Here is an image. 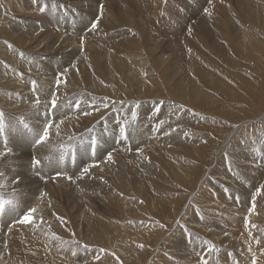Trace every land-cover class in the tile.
Here are the masks:
<instances>
[{
  "label": "bare ground",
  "instance_id": "bare-ground-1",
  "mask_svg": "<svg viewBox=\"0 0 264 264\" xmlns=\"http://www.w3.org/2000/svg\"><path fill=\"white\" fill-rule=\"evenodd\" d=\"M208 1L218 20L213 26L198 10L196 0H46L49 8L57 4L52 19L61 28L55 33L32 17V11L37 17L41 13L33 0H0V109L6 119L24 114L33 127H39L46 112L52 111L49 102L56 92L55 123L64 121L59 135L54 123L49 142L39 147L29 135L9 133L12 152L0 158L4 173L0 182L17 176L22 182L8 184L3 194L11 196L14 187L21 204L36 207L37 212L32 223L22 226L19 214L0 217V229L7 227L0 230V264H100L102 258L112 264H200L202 259L208 264H251L253 254L257 264H264V171L246 161L252 152L247 147L240 151L244 157L216 149L218 158L207 160L205 147L198 148V142L213 141L205 136L210 131L213 135L215 122L206 110L215 107L206 112L190 109L193 101L216 98L205 92L208 84L224 91L231 102L248 101L246 94L239 96L235 88L226 86L227 66L234 59L242 62L238 55L243 54L240 45L229 50L235 41L230 37L237 33L233 25L247 30L262 22L264 3L243 2L244 13L226 1ZM183 2L192 4L191 11ZM61 4L77 14L65 16ZM89 6L96 10L93 18L87 15ZM83 13L88 20L81 18ZM159 14L163 20L150 28V16L155 21ZM65 17L72 22L66 23ZM93 21H99L94 31ZM183 29L187 30L184 35ZM222 34L228 39L220 44ZM180 39L185 47L181 57ZM75 41L84 44L79 55L71 48ZM215 49L219 60L212 53ZM142 51L147 57L138 58ZM130 61L138 74L120 68H129ZM57 78L62 81L58 86ZM33 79L40 97L35 106L36 94L30 90ZM130 85L136 90L128 89ZM78 100L79 108L75 107ZM223 103L228 112L218 116L230 119L233 107ZM132 111L137 113L134 122ZM118 121L129 125L128 140L119 135ZM238 125L244 128L245 122L241 119ZM92 135L99 140L94 156L89 155ZM108 142L113 146L106 147ZM61 144L74 146L86 166L71 170L47 160L39 170L31 166L32 155L42 160L50 153L60 156ZM3 147L0 139V151ZM157 155L173 165L159 164ZM84 167L89 168L88 174H82ZM53 168L68 171L72 179L44 180L46 176L35 173L44 175ZM171 169L180 170L181 175L169 174ZM201 173L205 177L201 191H192L179 209L182 191L173 197L171 188L186 178L197 181ZM238 182H244L242 192L236 189L241 187ZM157 195L168 206L160 212ZM222 223L228 227L218 225ZM200 242H208L213 250ZM228 246L232 249L225 252ZM43 253L53 258L44 260Z\"/></svg>",
  "mask_w": 264,
  "mask_h": 264
},
{
  "label": "rangeland",
  "instance_id": "rangeland-1",
  "mask_svg": "<svg viewBox=\"0 0 264 264\" xmlns=\"http://www.w3.org/2000/svg\"><path fill=\"white\" fill-rule=\"evenodd\" d=\"M214 1H216V0H214ZM218 1H226L227 3L233 5L234 7L238 8V9H240L244 13H246V12L244 11V9L241 6V4L243 2H245V3L250 2V3L257 4V5H259L261 2V0H218ZM18 2L20 3V0H18ZM262 3H264V0ZM1 4L6 6V2H4V3L1 2ZM195 4L198 5L197 6L198 10H200V13L206 18L209 25L213 26V25L217 24V22H218L217 16H215L214 14H212L210 12L212 5L209 4L208 0H196ZM183 5H188L189 6L188 11H191L192 4H190L189 2H187V3L183 2ZM94 8H96L95 5H94ZM94 8L92 6H89L88 8H86V10L88 11L87 15L88 16L92 15L91 18H93L95 16L93 14L94 12H96V10ZM23 13L24 12L22 11V14ZM32 13H33L32 17L39 20V21L41 20L40 23L46 24L47 25L46 27L48 28L49 31L55 32V33L59 32V28H61V27L57 24L56 20L52 19L53 11L51 10V7L48 8V10L46 12H44L43 14L39 13L40 14L39 17H37V13L35 11H32ZM208 13H210L209 14L210 16H207ZM216 14L218 15L217 12H216ZM262 14H263L262 16L264 18V10H263ZM40 17H41V19H40ZM81 18L84 20H88L87 16L86 17L84 16V13L81 15ZM199 19L201 20V18L193 19V20L198 21ZM162 20H163V18H162V15H160V14L158 15V18H156L155 21L150 16L149 27L151 28L152 24H154L155 28L158 27V23L161 22ZM65 21H66V23L72 22V20H70L66 17H65ZM232 27L237 31V33L233 37H230L232 39V41L233 40H235V41L229 45V50L234 51V47L236 45H240L243 49V54L238 55V59L242 62H236L234 59L233 62H230V65L227 66L228 72L225 74V76H226V80L229 84H227L226 86L228 88H230V87L233 89L235 88L237 90L239 96L246 94L248 101L244 100L241 103L231 102L228 98V95L224 91L219 89L217 86L211 85V84L204 86L205 92L210 94V95L215 96L216 98L210 99V100L201 99L199 101H193V103L190 105V109H193L194 111L196 110V112H198L199 110H203V112L209 111V112H207L209 114V117L212 120L214 119V121H215L213 123L214 133H213V135H211V131L208 132L207 134L204 133V134H206L205 136L207 139L212 138L213 141L211 144H210V142H198V148L205 147V149L203 151V155L206 156L205 158L207 160L211 159L212 156H213L212 160H214V159L216 160L218 158L219 155H216V152H215L216 149L220 150L222 153L226 152L228 155L240 158V157L246 156L245 153L240 152L242 149H245L244 147L251 148L252 152L250 153V156H246V161L253 168H255L257 171H264V161H263V158H264V148H263V145H264V20L262 22L254 24L250 29H247V30H245V29L240 30V28L236 25H233ZM67 29H68V33L70 34L71 33V25L68 24ZM153 30H154V27H153ZM197 30H200V28H198ZM186 32H187V30L183 29L182 34L184 35ZM222 35L223 36H221V38L218 40V42L220 44L224 40L228 39L224 36V34H222ZM170 37H171V35H170ZM182 39H185V38H182ZM257 39H259L261 42ZM83 45L84 44L82 41H75L71 47L73 50V53L75 55H79L81 50L84 49ZM253 46H255V48L253 49V50H255V52L252 50ZM184 48L185 47L183 46L181 39H180L179 46L177 47V50H179L181 52V53L179 52V57H181V54L183 55ZM212 53L215 54L214 55L215 60H219V58H218L219 52H216V49H215V51H213ZM39 55L40 54H38L37 57H39ZM233 55H234V53L232 54V56H230V58L233 59L234 58ZM139 57L145 58V57H147V54H145L142 51L138 55V58ZM132 58H133V54H132ZM228 59L229 58H227V61H229ZM221 62L224 63L223 60ZM129 63L131 65L129 68H126L125 66H121L120 68L124 72H128L130 70V71H133L135 74H138L136 71V68H135V64H132V61H130ZM53 68L56 69L57 67H53ZM127 88L130 90H136L131 85ZM159 89H162V87L160 86ZM157 90L158 89L156 88V91ZM129 94H132V93H129ZM142 94L143 93L140 92L136 95H138L140 97ZM220 98L223 100H221ZM225 101L228 102L230 108L233 107L232 111H234V112L231 113L233 115L230 117V119L219 117L221 115H226L228 112L227 106L224 105L225 103H223ZM208 107H215V108L214 109L212 108L211 110L205 111L204 109H206ZM241 119L245 122L244 128H241L238 125ZM235 121H237L238 123H235ZM190 130H193V129L190 128ZM97 131H98V127L94 128V132H97ZM111 146H113L112 143H110V142L106 143V147H111ZM205 153H206V155H205ZM157 158H158L159 164H160V162H165L167 165H173L170 163L169 160H166V159L160 157L159 155H157ZM204 168H205V166L203 167V169ZM169 174H174L175 176L179 177L181 175V171L171 169L169 171ZM186 174L187 173L182 174V177H184ZM166 178L171 179L169 175H167ZM197 178H198L197 181L195 180L194 177L186 178L182 182L178 183L176 188L175 187L171 188V191H173V194H172L173 197L175 196L176 193H177V196H179V190L182 191V193L179 196V199L181 200L179 209L184 208L185 204L183 202L186 199H188V197L192 193V191H194L195 189L199 192L201 191V187L205 181L204 174L203 173L199 174L197 176ZM243 183L244 182H238V184L241 185V187L236 188V189L240 192H242L243 188H245L243 186ZM225 184H226V182H225ZM166 185L168 186V183H166ZM55 186L58 187V191L60 193H63L62 187H60L56 184H55ZM196 190H195V192H196ZM263 198H264V196L262 197V199ZM156 200L162 202L161 206H159V205L156 206L158 212H160V208L168 207L167 204L164 203L166 201L165 198H161L160 196L157 195ZM166 212H163L165 216H166ZM165 216H164V218L166 219ZM215 218L218 221V218L217 217H215ZM221 219H227V218H221ZM259 219L261 220V218H259ZM229 221L231 222V219H229ZM191 222L196 223L194 221V219ZM164 224L167 225L168 221H165ZM9 225L11 226V224H9ZM218 225L228 227L224 223L218 224ZM232 225L235 227L237 226L234 224H232ZM21 226H22V224H21ZM5 229H7V227L4 229H0V230L3 231ZM240 231L243 232L241 229H240ZM263 235H264V231H263ZM200 244L203 248L209 249V247L206 245L205 242H200ZM230 249H232V248L229 246L226 247L225 252H228ZM34 254H36V252ZM43 254H41V255H42V258L44 260H47L46 258H53L48 253H43ZM16 255H18V254H16ZM32 262H33V260L31 261V263ZM100 264H112V263H110L106 259L102 258V259H100Z\"/></svg>",
  "mask_w": 264,
  "mask_h": 264
},
{
  "label": "snow or ice",
  "instance_id": "snow-or-ice-1",
  "mask_svg": "<svg viewBox=\"0 0 264 264\" xmlns=\"http://www.w3.org/2000/svg\"><path fill=\"white\" fill-rule=\"evenodd\" d=\"M33 3L40 5L39 11L41 13L46 12L49 8V5L46 2V0L44 3H41V0H33ZM165 3H167V0H165ZM59 8L65 16L69 15L70 13L73 15L77 14L76 9H71L65 5L61 4V5H59ZM102 9H103V6H101V13H102ZM51 10L53 12H56L57 11V4L53 3L51 6ZM98 23H99V21H95V22L91 23V29L93 31L97 29ZM7 46L9 48L12 47L11 44H8ZM23 55L24 54L21 52L20 56L23 57ZM61 82L62 81L59 78H57L56 85L58 86ZM30 90L36 94L35 98L33 100V105L34 106L39 105L40 104L39 85L35 79H33L30 83ZM49 103H50V109L52 111L46 112L45 119L42 122V125L39 127H33L32 126L33 122L27 120L24 114L19 115L15 120L6 119L5 111L3 109H0V139H2V143L4 146L3 150L0 151V158H4L12 152V149L10 147H8L9 133L10 134H22V135L31 136L33 145L36 147L42 146V145L49 142L50 136H51V129L55 123V110L59 107L58 94L56 92L51 93V98H50ZM75 107H77V108L80 107V101L79 100L76 101ZM105 107H107V105H105ZM137 107H138V105H137ZM85 114H87V113H85ZM131 119L133 122L137 119L136 111L131 112ZM63 123H64L63 120H60L59 123H55V126L57 128V133H56L57 135H59V125L63 124ZM118 124H119V135L124 140H128L130 138L129 125L126 122L125 123H119V121H118ZM87 131H89L91 133L92 129L89 128ZM134 133H135V130L133 129L132 134H134ZM71 139H73V137H69V140H71ZM83 143L84 142L81 141V144H83ZM88 144L90 146L91 153L93 155H95L98 144H99L98 138L95 135H92L90 137V140L88 141ZM60 150H61V155H60L61 161H63L64 154L66 152H70L72 160L75 161L76 149L74 146H72L71 144H69L67 146L61 144ZM138 151H140V150H138ZM107 158L109 161L112 160L111 153L108 154ZM44 160L51 161L52 160L51 153L48 156L44 157L43 160L41 158H38L35 155H32L31 159H30V164L33 168H36L37 170H39V168L42 165ZM88 173H89V168L84 167L82 170V174H88ZM61 174L62 173H59V172L57 173V175H61ZM3 179H4V173L0 172V181H3ZM68 179L71 180L72 177L69 176ZM21 182H22V177H18V176L9 179L7 181V183L0 182V216H4L8 212H11L13 215H16L18 213L19 214V216L17 217L18 222L23 225V224H29V223L33 222V217H34V214L37 212V208L32 207V206L24 207L21 204V202L19 201V199L15 196V188L14 187H13V194L11 196L6 197L3 194V189L6 188L8 186V184L16 185V184H20ZM261 187L264 188V185H262ZM225 191H227V189H225ZM257 193L259 194V189L257 190ZM20 217H22V218H20ZM41 222H43V220H41ZM177 224L184 230L185 233H187L189 236L191 235L188 232V229L183 224H180L179 221H177ZM161 227H164V225H161ZM205 243L207 244L208 242H205ZM208 246H209L210 251L213 250L212 246L210 244ZM140 247H143V245H140ZM101 251H104V249H101ZM249 251H251V248H249ZM262 255H264V253H262ZM97 259H99V257H97ZM200 264H208L207 259H202L200 261ZM251 264H257V258H256L255 254L252 255Z\"/></svg>",
  "mask_w": 264,
  "mask_h": 264
}]
</instances>
